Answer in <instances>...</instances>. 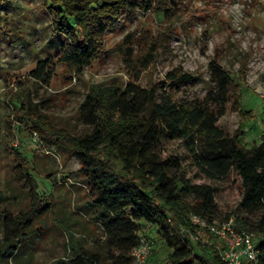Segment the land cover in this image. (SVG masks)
Wrapping results in <instances>:
<instances>
[{
	"label": "trees",
	"instance_id": "trees-1",
	"mask_svg": "<svg viewBox=\"0 0 264 264\" xmlns=\"http://www.w3.org/2000/svg\"><path fill=\"white\" fill-rule=\"evenodd\" d=\"M4 1L0 0V42ZM46 5L53 15L54 32L67 41L56 59L39 60L29 73L31 78L19 82V111L50 146L82 160L79 171L90 186V205L99 209L96 217L106 232L105 252L75 250L71 257L49 264H132V251L144 226L155 229L158 242L170 249L163 264H227L213 247L190 245L179 236L182 227L190 226V213L215 219L221 217V211L216 186L194 182L179 154L164 155L165 143L175 140L208 178L220 181L235 175L240 180L242 193L234 210L235 224L240 230L259 234V264H264V131L259 143L247 147L241 143L245 132L231 134L219 125L231 99L235 109L241 110V93L235 89L239 84L230 70L211 61L213 85L207 94L176 101L166 87L180 88L196 76L179 66L159 83L138 84L141 71L155 62L160 36L145 35L136 56L130 33L117 51L131 69L132 80L123 87L114 81L92 84L80 104L81 116L91 132L73 134L33 102L28 86L31 79L50 83L58 64L64 66L66 77L82 75L100 58L107 31L120 20L132 22L142 9L170 17L180 0H48ZM23 162L32 185L30 205L12 212L0 190V264H31L17 261V255L32 235L35 220L50 211L30 171V162Z\"/></svg>",
	"mask_w": 264,
	"mask_h": 264
},
{
	"label": "rangeland",
	"instance_id": "rangeland-1",
	"mask_svg": "<svg viewBox=\"0 0 264 264\" xmlns=\"http://www.w3.org/2000/svg\"><path fill=\"white\" fill-rule=\"evenodd\" d=\"M48 0H5L1 8L3 30L0 42V190L7 196L5 205L12 212L29 208L31 180L24 171L23 159L39 183V192L50 211L38 217L32 235L22 245L17 261L49 264L73 251L105 252L106 232L91 206L90 186L83 173L82 160L50 146L31 129V122L19 111V82H26L39 60L56 59L66 37L54 32ZM133 33L134 52L139 55L143 37L159 38L154 64L141 71L142 86L165 80L166 73L182 67L196 79L180 88L168 85L176 101L204 97L210 86L209 64L217 61L232 72L241 110L231 99L219 125L228 132H245L241 143L247 147L261 141L264 128V0H180L175 14L165 17L142 9L132 22L120 20L106 34L99 59L82 75H64L57 65L51 82L31 79L33 102L57 125L75 135L91 132L79 107L92 84L114 81L123 87L132 80L131 69L117 46ZM31 78V77H30ZM24 84V83H23ZM164 90V89H163ZM162 88L159 90L163 92ZM179 154L196 183L216 186L221 216L234 214L241 198L240 180H213L200 173L183 145L165 143L166 156ZM146 227V228H145ZM141 233L158 235L144 226ZM170 249L158 242L152 264L165 263ZM103 264H108L104 261Z\"/></svg>",
	"mask_w": 264,
	"mask_h": 264
},
{
	"label": "built area",
	"instance_id": "built-area-1",
	"mask_svg": "<svg viewBox=\"0 0 264 264\" xmlns=\"http://www.w3.org/2000/svg\"><path fill=\"white\" fill-rule=\"evenodd\" d=\"M188 220L190 226L182 227L179 231L183 241L190 245L213 247L227 264H259V234L237 228L234 214L210 219L208 216L190 213ZM152 231L155 232V229ZM141 232L139 244L132 251V264H149L158 245L153 234Z\"/></svg>",
	"mask_w": 264,
	"mask_h": 264
}]
</instances>
